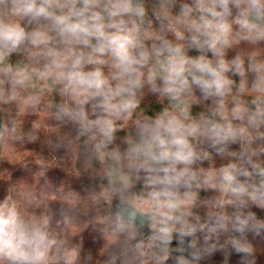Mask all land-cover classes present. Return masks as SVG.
Returning a JSON list of instances; mask_svg holds the SVG:
<instances>
[{
  "label": "trees",
  "instance_id": "obj_1",
  "mask_svg": "<svg viewBox=\"0 0 264 264\" xmlns=\"http://www.w3.org/2000/svg\"><path fill=\"white\" fill-rule=\"evenodd\" d=\"M59 3L66 6L49 10L67 13L68 0ZM107 3L100 0L94 9L106 23ZM131 4L143 15L132 11L115 19L132 30L140 45L135 54L149 53L147 63L137 66L139 87L127 83L111 55L97 56L63 38L54 18H33L16 11L13 0H0V23L26 33L15 49L0 48V205L15 208L30 231L39 229L54 241L41 247L37 264H264V0L256 7L251 0H229L223 17L206 10L212 0L202 7L197 0ZM215 10L223 11L219 4ZM206 21L228 26L222 37L227 44L208 47L220 33L206 29ZM34 34L48 42L32 43ZM165 41L180 47L176 58L187 61L191 73L185 72L188 86L175 99L164 91L170 56ZM81 52L82 71L99 68L107 78L104 95L68 84L73 53ZM89 55L104 62L87 63ZM201 57L213 67L221 60L227 65L225 95L206 96L193 82L202 74L192 62ZM118 85L130 91L113 95ZM124 100L136 106L117 114ZM173 117L198 129L183 131L195 153L191 163L161 155L175 147L157 122ZM109 120L110 139L102 131ZM229 127L232 134L222 139ZM225 171L233 181L224 179ZM238 185L246 192L233 193ZM122 200L146 212L148 221L137 229L119 217ZM0 264L32 262L0 256Z\"/></svg>",
  "mask_w": 264,
  "mask_h": 264
},
{
  "label": "clouds",
  "instance_id": "obj_2",
  "mask_svg": "<svg viewBox=\"0 0 264 264\" xmlns=\"http://www.w3.org/2000/svg\"><path fill=\"white\" fill-rule=\"evenodd\" d=\"M238 2V0H237ZM71 5L67 13L56 15L49 8L56 4L63 8L66 5H61L59 0H42V3L37 6L36 0H13V4L18 5L16 11L23 12L24 15H32L33 18L44 16L46 18H54L55 25L58 27L59 34L71 43L83 45L91 49V53L97 56L111 55L114 59V66L119 70L121 75L129 76L128 84L133 87L140 86V80L138 75L137 66H143L149 59V53L146 50H142L139 54H135L134 50L138 45L136 38L132 34V30L125 27V21L123 19H115L126 13L135 11L137 15H143V9H133L131 0H108L104 10L108 15V22H105V18L100 11L94 9L99 7L100 0H68ZM82 3L83 7L77 8L76 5ZM197 3L202 7L203 0H197ZM253 7H256L259 0H251ZM213 7L206 9L214 17H223L228 11L229 0H212ZM223 9V11L217 12L215 5ZM185 8L188 11L191 9L186 5ZM204 27L212 28L216 27L219 30L220 35H213L211 41L208 42V47L212 50H216L217 44H227L226 37L228 32V26L224 23L213 25L211 21H206ZM113 29L114 31H109ZM38 38H34L32 43H47L48 37L43 34H34ZM26 38V33L19 25H6L0 23V48H6L8 50L15 49ZM95 39L96 43L92 41ZM196 41V38H193ZM166 50L170 53L169 56V75L165 79L166 85H168L164 91L173 94V98H177L179 93L188 86V80L185 76V72H189V69L185 68V64L188 63L183 59L177 60L176 56L180 53L179 46L173 47L167 41L164 42ZM163 49L157 50L160 54ZM49 55L56 56L52 50H49ZM5 53L0 52V60L3 59ZM103 60L93 59L92 55L87 58V63H103ZM85 63V55L83 52L76 54L73 53V59L70 70L65 74V78L70 86H79L86 89L94 90V95H104L105 86L108 85V80L99 68H96L90 72L82 71V67ZM237 70L241 67V62L237 59L234 61ZM193 67L202 75L192 76L194 83L198 84L204 91L205 95H217L223 96L227 91V85L229 81L224 77L223 73L227 71V65L221 60L217 67H213L210 61L204 60L202 57L192 62ZM191 74V73H190ZM135 75V78L132 77ZM207 76L209 79H205ZM214 90V91H213ZM111 92V88H109ZM130 91L128 88H124L120 85L113 95H120V93ZM107 99V97H105ZM106 107H113L114 105H105ZM136 105L133 100H124L119 105L117 114L120 110L128 111L134 108ZM67 113V109H62ZM105 128L102 129L105 136L111 138L112 122L105 121ZM163 126L164 130L172 137L170 145L175 147L174 152H163L161 155L166 157L171 154L176 161L183 163H191L195 157V153L189 144L187 138L183 135V131L187 130L188 133L194 134L197 132V127L194 125L185 126L181 121L176 118L168 120L167 124L158 121L157 127ZM215 131V129H214ZM222 131V130H221ZM231 128L229 127L228 133L225 134L222 139H227L228 135H231ZM219 135V133H217ZM159 140V145L165 147L166 141L161 139L159 135L156 136ZM150 155L151 153H146ZM153 159L157 157L153 156ZM261 174L264 175V170H261ZM224 179L231 182L234 177L225 171ZM264 187V185H262ZM231 191L236 194H243L246 192L244 185H238L232 187ZM168 195V193H164ZM154 197L159 196L160 193H153ZM169 207L174 205L169 204ZM47 236L39 229L29 230L27 226L20 220L15 208H8L6 205H0V256H5L8 259L17 261H31L32 264H37L38 261L44 257V252L41 251V247L45 245ZM54 241H47L50 245Z\"/></svg>",
  "mask_w": 264,
  "mask_h": 264
},
{
  "label": "water",
  "instance_id": "obj_3",
  "mask_svg": "<svg viewBox=\"0 0 264 264\" xmlns=\"http://www.w3.org/2000/svg\"><path fill=\"white\" fill-rule=\"evenodd\" d=\"M117 213L119 217L127 219L137 229L143 226L149 219V215L146 212L139 210L128 202H123V200L117 204Z\"/></svg>",
  "mask_w": 264,
  "mask_h": 264
}]
</instances>
